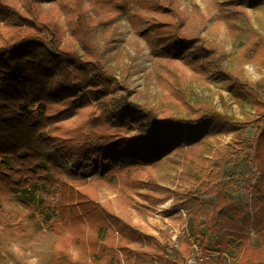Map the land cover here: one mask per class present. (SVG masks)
I'll return each mask as SVG.
<instances>
[{
    "label": "trees",
    "instance_id": "trees-1",
    "mask_svg": "<svg viewBox=\"0 0 264 264\" xmlns=\"http://www.w3.org/2000/svg\"><path fill=\"white\" fill-rule=\"evenodd\" d=\"M139 1L151 11L163 9L160 0H0V216L23 236L32 235L40 222H63L71 229L69 243L80 245L83 255L93 259L89 264H185L190 257L188 242L180 239L176 246L168 244L169 236L161 241L150 233L144 234V247L132 248L131 235L139 232L100 205L88 189L91 183L83 168L89 159L102 150L112 156L114 147L115 163L123 162L127 171L143 176L168 161L173 151L242 124L198 100L195 106L182 102L189 113L185 116L175 114L180 113L178 106L168 109L130 99L94 35ZM228 1L240 12L264 2ZM158 23L151 28L160 77L178 74L185 65L204 80L225 81L228 89L257 107L258 118L249 122L256 129L245 145L256 173L243 185L250 203L220 184L219 163L199 169L196 186L213 194L212 200H201L194 187L162 188L158 196H149L152 202L148 200L162 204L172 199L169 211L181 208L196 230L204 225L212 232L211 249L220 256L233 248L243 264H263L252 257L250 232L264 240V97L223 66V47L215 40L198 32L173 33L169 22ZM252 35L250 45L262 53V36ZM165 89L181 103L174 85ZM87 107L92 110L82 120L66 121ZM225 152L221 158L235 151ZM15 201L18 206L12 209ZM69 243L57 246L46 264H71Z\"/></svg>",
    "mask_w": 264,
    "mask_h": 264
},
{
    "label": "rangeland",
    "instance_id": "rangeland-1",
    "mask_svg": "<svg viewBox=\"0 0 264 264\" xmlns=\"http://www.w3.org/2000/svg\"><path fill=\"white\" fill-rule=\"evenodd\" d=\"M159 2L163 7L159 13L151 11L139 1L128 12L116 15L111 22L95 31L96 44L105 50L107 64L126 84L130 99L152 102L168 109L178 106L180 113L175 114L185 116L189 113L182 102L195 106L198 100V103H211L215 110L242 124L232 126L224 133L205 136L200 143L190 147L173 151L168 161L150 168L143 176L134 170L127 171L123 162L115 163L113 155L117 148L114 147L112 156L102 150L89 159L83 168V175L91 183L88 189L95 200L139 232L138 235H131L132 248L144 247V234L150 233L161 241L169 236L168 244L176 246L180 239L188 242L190 257L185 264H243L244 258L233 248L229 255L223 253L222 256L212 250V232H207L204 225L196 230L181 208L169 211L172 199L162 204H152L149 196H158L162 188L194 187L201 200H212L213 194L206 195L196 186L199 184V169L219 163L220 184L235 198L250 203V196L243 185L256 172L252 162L246 158L251 150L246 149L245 145L253 138L256 129L249 122L258 118L257 107L248 97L228 89L225 81L218 78L204 80L185 65H180L178 74L167 73L160 77L162 74L152 52L151 25L159 26L158 21H166L170 23L168 29L173 33L198 32L205 39L215 40L223 47V66L242 83L255 87L264 97V48L261 53L255 50L254 44L250 45L252 33H258L262 36L264 47V2L248 7L245 12H240V8L234 4L229 5L228 0ZM240 53H244V56ZM166 85L167 88L174 85L180 104L175 101V96L168 94ZM243 86L245 91L251 92L248 86ZM90 110L92 108L87 107L76 111L66 121H80ZM260 113L263 114L264 110ZM226 145V149H221ZM220 149L218 158L216 153ZM232 149L235 152L231 157L224 155L221 158L225 151ZM119 168L124 170L118 172ZM16 206L17 201L10 205L12 209ZM179 211L181 217L174 214ZM6 221V217L0 216V264H46L56 247L68 244L72 237L71 229L63 222H40L32 235L23 236L13 231ZM114 235L119 240L118 232ZM250 236L252 257L264 264V240L253 231ZM69 254L71 264L93 262L91 257L83 255L80 245L69 243ZM119 256L122 257L120 252ZM123 263L131 264L129 261Z\"/></svg>",
    "mask_w": 264,
    "mask_h": 264
}]
</instances>
